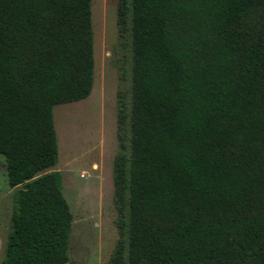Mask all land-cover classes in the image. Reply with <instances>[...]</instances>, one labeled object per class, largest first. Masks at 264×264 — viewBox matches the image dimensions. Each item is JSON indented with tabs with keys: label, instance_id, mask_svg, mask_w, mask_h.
I'll return each instance as SVG.
<instances>
[{
	"label": "trees",
	"instance_id": "16d2710c",
	"mask_svg": "<svg viewBox=\"0 0 264 264\" xmlns=\"http://www.w3.org/2000/svg\"><path fill=\"white\" fill-rule=\"evenodd\" d=\"M93 0H0L2 264H66L54 107L94 85ZM119 0L132 94L113 166L110 264H264V0Z\"/></svg>",
	"mask_w": 264,
	"mask_h": 264
},
{
	"label": "rangeland",
	"instance_id": "374dc122",
	"mask_svg": "<svg viewBox=\"0 0 264 264\" xmlns=\"http://www.w3.org/2000/svg\"><path fill=\"white\" fill-rule=\"evenodd\" d=\"M118 6L119 0H93V89L87 98L53 110L58 139L53 170L61 172L63 193L73 214L66 264H110L118 242L125 239L117 225L113 166L120 151V102L127 117V148L130 142L133 52L131 9L121 31ZM13 194L5 157L0 155V264L11 231Z\"/></svg>",
	"mask_w": 264,
	"mask_h": 264
}]
</instances>
